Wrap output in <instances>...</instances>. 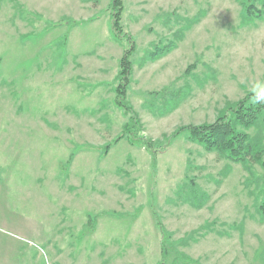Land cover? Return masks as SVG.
<instances>
[{
	"label": "rangeland",
	"instance_id": "374dc122",
	"mask_svg": "<svg viewBox=\"0 0 264 264\" xmlns=\"http://www.w3.org/2000/svg\"><path fill=\"white\" fill-rule=\"evenodd\" d=\"M245 1L0 0V264H264V168L175 135L264 82Z\"/></svg>",
	"mask_w": 264,
	"mask_h": 264
},
{
	"label": "trees",
	"instance_id": "16d2710c",
	"mask_svg": "<svg viewBox=\"0 0 264 264\" xmlns=\"http://www.w3.org/2000/svg\"><path fill=\"white\" fill-rule=\"evenodd\" d=\"M111 1V8L113 11L111 18L112 31L118 41L123 39L124 36L126 39L130 40L127 38V33L123 32L124 0ZM256 1L257 0L245 1L248 13H253V11H255ZM258 17L264 20V10L258 12ZM172 49H169L168 52ZM133 51L134 47L131 46V49L125 52L120 62V73L118 76L120 84L116 88V93L118 103H120L121 106H125L123 102L126 99L127 87L130 84L132 76L133 63L131 61V56ZM161 54L162 53H160V55ZM252 95L253 93H248L247 96L237 104L227 106V108L220 113L215 123L205 124L199 127L184 128L176 132L175 135L177 136L183 132H187L189 133L190 140L198 143L209 152H216L223 158L248 167L257 164L264 168V103L254 102L252 100ZM134 120H136L138 124L136 116L133 115L131 121ZM131 126L132 123L131 125L127 124L125 128L128 130ZM124 137L125 135L119 136L116 142ZM155 143L157 142L150 140L146 142L149 149H152ZM109 148H111V145L108 146V149ZM259 184H262V189L259 191L262 197V204L259 210L264 219V176L260 177Z\"/></svg>",
	"mask_w": 264,
	"mask_h": 264
},
{
	"label": "clouds",
	"instance_id": "9594fccd",
	"mask_svg": "<svg viewBox=\"0 0 264 264\" xmlns=\"http://www.w3.org/2000/svg\"><path fill=\"white\" fill-rule=\"evenodd\" d=\"M252 100L256 103H264V82H256L251 87Z\"/></svg>",
	"mask_w": 264,
	"mask_h": 264
}]
</instances>
